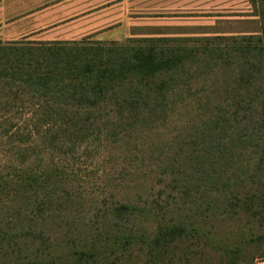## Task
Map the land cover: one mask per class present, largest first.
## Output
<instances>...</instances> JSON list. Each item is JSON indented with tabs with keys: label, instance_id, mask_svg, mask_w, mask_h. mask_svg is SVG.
I'll return each mask as SVG.
<instances>
[{
	"label": "trees",
	"instance_id": "16d2710c",
	"mask_svg": "<svg viewBox=\"0 0 264 264\" xmlns=\"http://www.w3.org/2000/svg\"><path fill=\"white\" fill-rule=\"evenodd\" d=\"M249 2L256 36L0 41V264L264 261Z\"/></svg>",
	"mask_w": 264,
	"mask_h": 264
},
{
	"label": "rangeland",
	"instance_id": "374dc122",
	"mask_svg": "<svg viewBox=\"0 0 264 264\" xmlns=\"http://www.w3.org/2000/svg\"><path fill=\"white\" fill-rule=\"evenodd\" d=\"M1 1L4 3L0 5V22L6 20V26L0 29V40L3 43L21 40L98 41L99 34L105 31L114 33L103 39L117 40L116 42L145 38L146 35L157 33L173 36L193 33L194 38L213 32L241 35L252 32V36L260 33V20L256 11L253 7L247 9L241 4L234 10L224 8L221 13H208L206 11L219 9L207 7V0ZM189 2L194 6L188 7ZM19 16L23 18L21 21L7 25L11 18ZM57 26L59 27L54 29ZM99 184L102 182L89 188L91 196L103 189ZM96 185L100 187L99 190Z\"/></svg>",
	"mask_w": 264,
	"mask_h": 264
},
{
	"label": "crops",
	"instance_id": "0c3cea01",
	"mask_svg": "<svg viewBox=\"0 0 264 264\" xmlns=\"http://www.w3.org/2000/svg\"><path fill=\"white\" fill-rule=\"evenodd\" d=\"M4 2L3 1H1L0 2V5L1 4H3ZM239 4H241L242 5V7H245V8H251L252 9V5H251V3L249 2V0H207L206 2H205V5L207 6V7H212V9H219V10H217V11H214V10H210V11H206V12H208V13H221V12H224L223 11V9L224 8H226V10L227 9H231V10H234V8H236V7H239ZM192 6H194V4H192V2H189V4H188V7H192ZM21 16H19V17H15V18H11V22L10 23H8L7 25H13V24H15L16 22H18V21H21L23 18L21 17ZM209 18H211V19H215L216 17H209ZM221 19H223V18H221ZM4 21H6L5 19H3V22H0V29H2L3 27H5L6 26V24H4ZM2 23V24H1ZM59 26H57V27H55L54 29H56V28H58ZM48 31H50V30H48ZM47 31V32H48ZM112 33H114V32H112V31H110V32H108V31H105V32H102L101 34H99V36H100V40H98V41H106V42H116L117 40H110V39H107V38H105V39H103L104 37H108V35H110V34H112ZM41 34V33H40ZM160 35H165V37H195V36H193V35H195V34H193V33H186V34H175L174 36H173V34H163V33H161V34H158V36H160ZM230 35H240V33H221V32H217V33H212V34H209V35H204V36H201V37H215V36H230ZM93 39V38H92ZM103 39V40H102ZM1 41V40H0ZM253 264H264V261H256V262H254Z\"/></svg>",
	"mask_w": 264,
	"mask_h": 264
}]
</instances>
